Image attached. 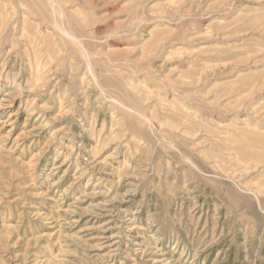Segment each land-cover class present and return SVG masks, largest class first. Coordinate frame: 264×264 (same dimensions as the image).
Returning a JSON list of instances; mask_svg holds the SVG:
<instances>
[{"label":"rangeland","instance_id":"1","mask_svg":"<svg viewBox=\"0 0 264 264\" xmlns=\"http://www.w3.org/2000/svg\"><path fill=\"white\" fill-rule=\"evenodd\" d=\"M0 264H264V0H0Z\"/></svg>","mask_w":264,"mask_h":264}]
</instances>
